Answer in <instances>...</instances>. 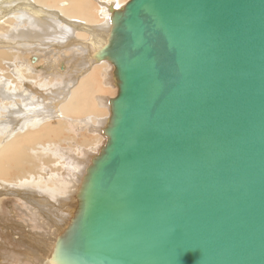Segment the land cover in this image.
Instances as JSON below:
<instances>
[{"label":"water","instance_id":"95a60500","mask_svg":"<svg viewBox=\"0 0 264 264\" xmlns=\"http://www.w3.org/2000/svg\"><path fill=\"white\" fill-rule=\"evenodd\" d=\"M105 144L53 264H264V0H129Z\"/></svg>","mask_w":264,"mask_h":264},{"label":"bare ground","instance_id":"6f19581e","mask_svg":"<svg viewBox=\"0 0 264 264\" xmlns=\"http://www.w3.org/2000/svg\"><path fill=\"white\" fill-rule=\"evenodd\" d=\"M127 1L0 0V250L14 264H53L55 240L106 140L111 97L102 92L116 87L113 67L95 55L107 43L112 12ZM65 120L82 142L49 148L61 156L53 171L36 149L45 138L50 147L60 140ZM8 197L21 203L26 225L2 214Z\"/></svg>","mask_w":264,"mask_h":264},{"label":"rangeland","instance_id":"374dc122","mask_svg":"<svg viewBox=\"0 0 264 264\" xmlns=\"http://www.w3.org/2000/svg\"><path fill=\"white\" fill-rule=\"evenodd\" d=\"M98 0H91V2L93 3V5H95V6H98V2H97ZM126 0H124V2H125ZM129 1V0H128ZM127 1V2H128ZM95 2H96V4H95ZM123 2V3H124ZM106 63V62H105ZM108 64V63H107ZM18 82H16L15 81V84H17ZM116 90V91H115ZM116 94H117V89H112L110 86H108V87H105V90L102 92V95L103 96H106V97H111V98H114L115 96H116ZM70 120V119H69ZM71 120H73L72 118H71ZM65 122H66V124H67V130H66V132H64V134H62L61 135V138H60V140L59 139H57V138H54V140H53V144L51 143V147H50V142L48 141V138H45V139H43L44 140V142H46V144L48 145V147H46L47 145L46 144H42L43 146H44V148L45 149H47V151H45V149L43 148V146H41V147H37V153L38 154H41L42 155V157H44V161H46V162H43L44 164H43V166L44 167H46V165H49L48 167H50L51 168V166H52V170L53 171H55V168L56 167H58V168H56V169H58V170H60V165L58 166V162L60 161V158H61V156H53V155H50L51 153H49V148H50V150L52 149H54L55 147H59V148H63V149H65V148H72L73 149V146H74V144L75 143H78V144H80L81 142H82V137L80 136L79 137V135L77 134V132H76V134L77 135H72L70 132H69V130H72L71 129V123H70V121H67V120H65ZM70 124H69V123ZM64 126H65V124H64ZM70 126V127H69ZM70 128V129H69ZM82 133V132H81ZM69 134V135H68ZM67 136V137H66ZM91 136H93L92 138H94V139H92L93 141V143L95 142V139H98L96 136L94 137V134H91ZM98 136V135H97ZM74 137H76V138H73ZM102 139V141L101 140H99V141H101V142H103V145L105 144V140H104V138H101ZM59 141V142H58ZM58 142V143H57ZM61 142V143H60ZM42 148V149H41ZM39 149V150H38ZM55 160V161H54ZM58 160V161H57ZM57 162V163H56ZM55 165V166H54ZM57 165V166H56ZM57 170V171H58ZM20 171V170H19ZM20 173H21V171H20ZM32 180L34 179V177H32L31 178ZM53 187V186H52ZM51 187V188H52ZM14 198H11V197H8V198H6V200H4V202H3V207H4V209H5V212L4 213H2V214H7L6 215V217L7 216H9V217H7V218H12L13 219V221L14 222H19V223H21V221H22V223L21 224H25L26 225V223H25V219H26V217L25 216H23V215H21L20 214V212L18 211V209H17V206H19L21 203L18 201L17 202V200H13ZM10 200L12 201V202H10ZM9 201V202H8ZM10 203V204H9ZM4 204H5V206H4ZM9 205V206H8ZM21 206V205H20ZM5 207H7V208H5ZM9 207V208H8ZM15 207H16V209H15ZM10 208H13V209H10ZM12 213H14V214H12ZM18 213V214H17ZM1 214V215H2ZM20 215V216H19ZM19 218H18V217ZM15 217V218H14ZM23 218H24V220H23ZM20 219H22V220H20ZM16 238H18V237H16ZM4 255V253L0 250V264H14L13 263V261H12V259H9V258H7V257H3V255ZM10 260V261H9ZM12 261V262H11ZM4 262V263H3Z\"/></svg>","mask_w":264,"mask_h":264}]
</instances>
